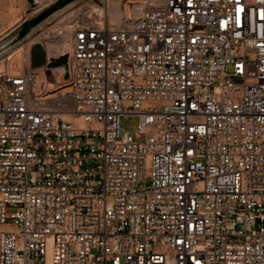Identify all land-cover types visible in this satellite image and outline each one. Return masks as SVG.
<instances>
[{"label":"built area","instance_id":"2783aa9c","mask_svg":"<svg viewBox=\"0 0 264 264\" xmlns=\"http://www.w3.org/2000/svg\"><path fill=\"white\" fill-rule=\"evenodd\" d=\"M111 1L0 59V264H264V0Z\"/></svg>","mask_w":264,"mask_h":264},{"label":"rangeland","instance_id":"374dc122","mask_svg":"<svg viewBox=\"0 0 264 264\" xmlns=\"http://www.w3.org/2000/svg\"><path fill=\"white\" fill-rule=\"evenodd\" d=\"M84 1L86 0H0V59L14 53L8 61L9 67L13 71L23 69L26 55L30 53L31 57L30 47L54 29L53 26L62 14L64 16ZM124 5L125 2L121 0H112V13L116 7L123 9ZM52 8L56 10L50 12ZM43 13L47 14L41 18ZM36 72L40 73V70L37 69ZM43 72L47 73L45 70ZM122 123L125 129L137 131L136 118H123Z\"/></svg>","mask_w":264,"mask_h":264},{"label":"bare ground","instance_id":"6f19581e","mask_svg":"<svg viewBox=\"0 0 264 264\" xmlns=\"http://www.w3.org/2000/svg\"><path fill=\"white\" fill-rule=\"evenodd\" d=\"M41 2H42V0H41ZM116 4H118V3H116ZM10 8H11V6H10ZM122 16H123V14L120 11L119 7H116L113 10V21H115L116 23H119ZM39 40H41V39H39ZM43 43H44V48H45L48 55L59 56V55H62L63 53H67L71 50L70 36H67L64 39L62 38L60 40L52 38L51 36H49V37L46 36ZM28 56H29V53H28V55H26V58ZM37 69L40 70V73L43 76H47V73L43 72L44 68H37ZM62 70H63V66L62 67H56L54 71L59 72Z\"/></svg>","mask_w":264,"mask_h":264},{"label":"water","instance_id":"95a60500","mask_svg":"<svg viewBox=\"0 0 264 264\" xmlns=\"http://www.w3.org/2000/svg\"><path fill=\"white\" fill-rule=\"evenodd\" d=\"M56 8H52L50 12H54ZM47 13H43L41 15V18H43ZM32 62L31 65L33 68H41L44 65L47 64V55L44 47L37 43L33 46L32 52H31ZM71 57L69 54L62 55L58 58H52L50 59L49 63L47 64L49 67L56 68V67H66L69 69V63H70ZM69 79V74H66L64 76V80Z\"/></svg>","mask_w":264,"mask_h":264},{"label":"trees","instance_id":"16d2710c","mask_svg":"<svg viewBox=\"0 0 264 264\" xmlns=\"http://www.w3.org/2000/svg\"><path fill=\"white\" fill-rule=\"evenodd\" d=\"M62 5V4H61Z\"/></svg>","mask_w":264,"mask_h":264}]
</instances>
